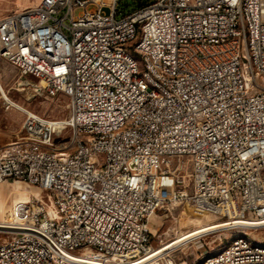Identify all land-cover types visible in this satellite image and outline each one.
Masks as SVG:
<instances>
[{"label": "built area", "instance_id": "1", "mask_svg": "<svg viewBox=\"0 0 264 264\" xmlns=\"http://www.w3.org/2000/svg\"><path fill=\"white\" fill-rule=\"evenodd\" d=\"M118 5L41 0L0 19V60L47 97L68 99L65 120L6 97L5 109L21 113V130L39 144L80 149L71 165L46 152H0V187L39 191L0 218V264H178L152 246L151 219L165 206L251 223L213 233L264 231V87L254 78L264 72V0H150L128 12ZM123 47L145 59L164 95L143 88ZM247 61L252 91L239 105ZM156 64L180 80L157 76ZM141 118L148 127L135 135ZM215 264H264V255L234 243L232 257Z\"/></svg>", "mask_w": 264, "mask_h": 264}, {"label": "rangeland", "instance_id": "2", "mask_svg": "<svg viewBox=\"0 0 264 264\" xmlns=\"http://www.w3.org/2000/svg\"><path fill=\"white\" fill-rule=\"evenodd\" d=\"M40 1L0 0V19L16 11L30 8ZM138 1L119 0L118 7L122 11H132L137 8L136 4ZM22 80H26L27 84H20ZM0 81L12 101L20 105H25L30 110L53 120H65L68 116V99L66 97H47L36 88L39 85L37 80L33 78H21L19 72L13 66L1 60ZM16 88H25V91L18 92ZM22 122L23 116L21 113L16 110L8 111L5 109L4 100L0 94V148L22 135ZM187 185L186 188L189 192L191 186L189 183ZM1 187L4 190L0 198L1 196L4 198L3 202L6 206V215L9 213L14 203L13 201H15L20 191H24L25 189L39 193L37 189L33 187L29 188L19 183L15 186L5 184ZM226 221L228 220L215 219L209 215H203L190 205H180L172 211H168L165 206L151 219L152 246L154 249H159L170 243L175 244L180 237L197 228L215 223H224ZM239 234L243 235V229H233L229 232H212L198 239L179 243L171 249L163 250H167L166 252L169 253L170 259L175 263L181 264L186 261H194V264H201L206 259L221 252ZM255 235L257 237L248 236L255 243L264 245V231H259Z\"/></svg>", "mask_w": 264, "mask_h": 264}, {"label": "bare ground", "instance_id": "3", "mask_svg": "<svg viewBox=\"0 0 264 264\" xmlns=\"http://www.w3.org/2000/svg\"><path fill=\"white\" fill-rule=\"evenodd\" d=\"M123 54L129 60H132L134 69H136V75L140 77V83L143 86V88H146L148 92H151V94L153 95H164V87H159L156 84V79L150 76L148 71H146L145 59H143L140 56H136V50L133 47H123ZM248 59L256 60L255 51H248ZM247 70H254V61H247V69L239 68V80L241 81V90H239V105H246V98L249 97V91H252V77L250 76V72H247ZM156 75L159 77H164V80L166 81L180 80V73L174 71H167V68L165 67L164 64H156ZM254 78L258 80L260 84H262V87H264V72L254 71ZM16 91L23 92L25 91V88H21V89L16 88ZM0 94L2 95V98L4 97L9 98L1 81H0ZM147 127H148V118H141L138 124L135 125L134 127V134L144 135ZM21 131H22V135L20 137L26 138V144H21V138H16L10 142V145L7 144L4 147L0 148V152H2L6 156H9L10 159L21 158L22 155H37V152H46V158L60 160L64 165H71V160H76L80 158V149H68L67 147L51 148V144L49 142H42L41 145L39 144V139L28 138L29 130H21ZM83 145L98 146V139L83 138ZM94 157H103V150H94ZM3 190L4 188L1 187L0 195H2ZM38 196H39L38 192H33L24 189V191L22 190L18 193V196L15 198V201H28L32 197H38ZM3 199L4 198H2L1 196L0 218H5L6 216V206L5 203L3 202ZM23 221H30V214H23ZM236 224L250 225L251 223L231 221L229 223L224 222V223L210 224L208 226L197 228L189 232L188 234L180 237L175 244L170 243L162 248L155 249V251L161 249L162 250V251L160 250L161 253H164L163 251L165 250L163 249H171L179 243L192 241L193 239L194 240L198 239L204 235L211 233L214 230H218L221 228H228L231 226H235ZM14 229H21V221H14ZM236 229H243V228H236ZM234 243H240L241 245L247 246L248 250L259 252L260 255H264V245L255 243L247 234H243V235L239 234L221 252L206 259L201 264H215V262H217L220 258L232 257V255L234 254ZM160 254H157L156 256ZM155 262H157V260ZM50 264H58V262L57 260H50Z\"/></svg>", "mask_w": 264, "mask_h": 264}, {"label": "trees", "instance_id": "4", "mask_svg": "<svg viewBox=\"0 0 264 264\" xmlns=\"http://www.w3.org/2000/svg\"><path fill=\"white\" fill-rule=\"evenodd\" d=\"M150 0H139L136 4V7H142L146 5Z\"/></svg>", "mask_w": 264, "mask_h": 264}, {"label": "water", "instance_id": "5", "mask_svg": "<svg viewBox=\"0 0 264 264\" xmlns=\"http://www.w3.org/2000/svg\"><path fill=\"white\" fill-rule=\"evenodd\" d=\"M20 84H27V82H26V80H22V82Z\"/></svg>", "mask_w": 264, "mask_h": 264}]
</instances>
